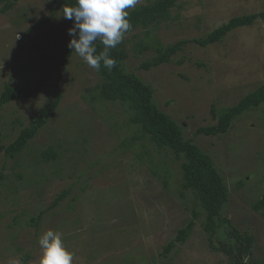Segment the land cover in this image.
<instances>
[{
  "label": "rangeland",
  "instance_id": "374dc122",
  "mask_svg": "<svg viewBox=\"0 0 264 264\" xmlns=\"http://www.w3.org/2000/svg\"><path fill=\"white\" fill-rule=\"evenodd\" d=\"M262 10L264 0H181L152 35L165 47ZM41 18L48 23L25 34ZM68 29L49 0H17L0 14V92L5 84L34 87L41 77L47 82L34 96L0 108V145L38 114L60 73L62 94L58 108L14 158L0 152V264H39L37 238L48 229L62 234L75 253L73 264H230L218 248L221 242L236 246L234 229L253 237L251 264H264V209L251 208L264 192V102L234 118L224 134L195 133L215 123L212 105L231 106L263 83L264 20L207 47L189 42L168 63L149 69L140 65L155 51L133 49L145 29L124 36L126 71L149 84L159 108L210 155L228 192L220 216L229 222L219 223L213 240L201 214L187 239L168 254L164 246L193 210L201 211L192 192L181 187V160L147 138L122 146L134 133L126 124V106L91 99L99 76L74 50L61 66L72 39ZM38 42L46 44L42 52L34 48ZM50 146L57 159L44 161L41 154ZM64 190L66 197L52 206Z\"/></svg>",
  "mask_w": 264,
  "mask_h": 264
},
{
  "label": "trees",
  "instance_id": "16d2710c",
  "mask_svg": "<svg viewBox=\"0 0 264 264\" xmlns=\"http://www.w3.org/2000/svg\"><path fill=\"white\" fill-rule=\"evenodd\" d=\"M53 7L63 16L65 6H76V0H49ZM178 1L181 0H148L139 3L133 9H128L130 15L128 17L132 27L127 33H132L136 29H145L144 36L133 45L134 51L142 53L143 51L153 49L156 55L150 60L143 62L140 67L149 69L151 67L160 66L168 63L170 57L180 51L184 45L189 42L195 43L201 47H207L213 43L221 41L230 31L246 27L254 24L259 20H264V10L234 16L215 27L203 37L179 40L174 44L162 46L157 38L152 35V31L167 20L170 16V10ZM0 14L9 11L17 2V0H0ZM70 27H73L74 21L65 19ZM48 23V19L41 18L34 22L26 29L25 34L40 28ZM78 37V36H77ZM135 37V36H133ZM48 40V38L46 39ZM46 44L37 43L34 45L39 52ZM103 45L97 41V53L102 51ZM71 50L68 45L64 51V55L60 61L61 66L71 56ZM111 56L116 59L117 64L111 70L105 68L101 62V68L97 71L99 82L93 87L94 94L91 95L92 100L120 102L126 106L127 125L132 126L133 134L130 138L122 141V146L130 144L134 140H142L147 138L153 142L159 149H168L176 159L181 160V173L183 190H190L199 203L200 212L192 211L191 218L187 224L178 229L175 237L170 240L163 248V253L168 254L176 245L183 243L193 228L194 222L202 214L204 216L203 229L208 234V238L213 240L216 228L219 223L229 222L227 218L220 216L222 205L228 200V192L221 174L215 167L209 154L203 152L192 139L185 138L183 129L168 113L162 111L154 101V91L152 87L145 83L140 77L134 73L126 71L124 62L128 57L126 52V40H122L116 48L111 49ZM61 73L55 76L51 84V92L47 97V101L40 108L37 115L30 118L28 124L20 129L17 136L8 144L1 146L6 157L14 158L28 143L30 139L35 137L38 131L43 128L52 113L58 108L62 94L59 87ZM45 77L39 79V83L34 87L22 86L13 87L5 84L0 92V108L7 103L18 98H30L34 96L42 86H46ZM264 102V81L251 92L242 96L237 103L231 106L216 108L211 106L210 113L215 123L197 127L195 133L205 136H216L224 134L234 118L243 113L258 107ZM117 126L120 124L115 123ZM122 125V124H121ZM57 152L53 146L42 152L41 157L44 161L56 160ZM0 173V179H2ZM68 190L61 191L52 202V206L62 201ZM73 200L76 199L74 196ZM254 211L264 209V192L261 196L251 204ZM34 222H36L34 220ZM237 240L236 246L232 247L222 243L218 249L224 251L230 258V264H251L249 258L251 256V245L253 237L251 235L241 234L237 230H233ZM29 254L26 253L22 257L26 262ZM249 262H248V261Z\"/></svg>",
  "mask_w": 264,
  "mask_h": 264
},
{
  "label": "clouds",
  "instance_id": "9594fccd",
  "mask_svg": "<svg viewBox=\"0 0 264 264\" xmlns=\"http://www.w3.org/2000/svg\"><path fill=\"white\" fill-rule=\"evenodd\" d=\"M140 0H76V6H65L63 16L73 20L68 29V47L97 71L103 66L109 70L117 64L110 52L122 42L132 25L128 9H133ZM78 36V38H77ZM97 41L103 45L97 53ZM41 248L39 264H73L75 253L64 243L59 231L48 229L38 238Z\"/></svg>",
  "mask_w": 264,
  "mask_h": 264
}]
</instances>
